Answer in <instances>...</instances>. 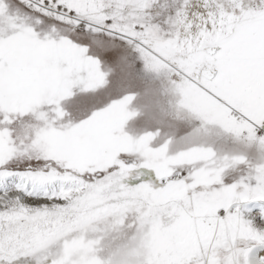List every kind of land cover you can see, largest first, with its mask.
<instances>
[{
  "label": "snow or ice",
  "instance_id": "snow-or-ice-1",
  "mask_svg": "<svg viewBox=\"0 0 264 264\" xmlns=\"http://www.w3.org/2000/svg\"><path fill=\"white\" fill-rule=\"evenodd\" d=\"M0 264H264V0H0Z\"/></svg>",
  "mask_w": 264,
  "mask_h": 264
}]
</instances>
